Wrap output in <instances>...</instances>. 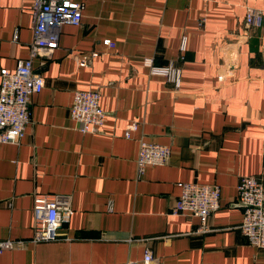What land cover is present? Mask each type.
<instances>
[{"label":"crops","instance_id":"0c3cea01","mask_svg":"<svg viewBox=\"0 0 264 264\" xmlns=\"http://www.w3.org/2000/svg\"><path fill=\"white\" fill-rule=\"evenodd\" d=\"M75 1L81 23L33 59L44 87L24 137L0 146V240L21 242L0 264H145L147 251L149 264H264L236 203L241 177L264 181V18L241 37L247 8L264 16V0ZM32 3L0 0V76L30 55ZM145 58L175 62L180 87L151 76ZM80 90L100 93V132L80 133L69 116ZM140 138L168 146L167 163L140 174ZM180 182L219 186L209 232L171 213ZM36 194L71 196L73 215L49 242H33Z\"/></svg>","mask_w":264,"mask_h":264},{"label":"built area","instance_id":"2783aa9c","mask_svg":"<svg viewBox=\"0 0 264 264\" xmlns=\"http://www.w3.org/2000/svg\"><path fill=\"white\" fill-rule=\"evenodd\" d=\"M83 4L75 0H33L31 6L34 40L28 58L18 62L15 70L2 71L0 80V146L18 144L30 122L31 97L44 87L40 74L34 72L33 59L50 55L59 46L60 32L64 24L78 26L82 20ZM263 12L247 8L241 37L249 38L252 30L263 26ZM17 38V32L14 34ZM106 47H114L110 40H103ZM185 42L181 51L185 50ZM96 56V54H93ZM143 64L151 76L165 78L178 89L181 84V68L175 62L156 66L152 58ZM223 75H218L222 81ZM69 116L82 134L100 132L105 122V112L100 107L97 90L76 91L69 109ZM136 124H128L124 137L131 138ZM170 157V148L144 138L138 140L136 165L141 174L146 167L163 166ZM179 196L171 209L173 215L188 214L200 221L199 231L209 232L208 218L220 208V188L215 184L178 183ZM236 203L242 208L243 218L239 226L249 245L264 250V181L254 176H243L236 187ZM33 242H49L55 239L56 231L73 215L71 196L60 194H36L33 199ZM21 242L0 240V255L15 248ZM151 253L145 252L143 262L149 264ZM128 264H136L131 262Z\"/></svg>","mask_w":264,"mask_h":264}]
</instances>
